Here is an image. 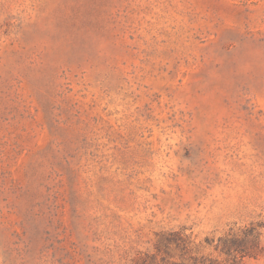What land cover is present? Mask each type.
<instances>
[{
    "label": "rangeland",
    "instance_id": "374dc122",
    "mask_svg": "<svg viewBox=\"0 0 264 264\" xmlns=\"http://www.w3.org/2000/svg\"><path fill=\"white\" fill-rule=\"evenodd\" d=\"M171 230L264 264V0H0V264Z\"/></svg>",
    "mask_w": 264,
    "mask_h": 264
},
{
    "label": "trees",
    "instance_id": "16d2710c",
    "mask_svg": "<svg viewBox=\"0 0 264 264\" xmlns=\"http://www.w3.org/2000/svg\"><path fill=\"white\" fill-rule=\"evenodd\" d=\"M157 237L155 252L139 259L138 264H241L242 257L249 253L242 244V235L233 232L220 237L215 245L220 259L198 255L197 249L189 248V237L183 231H166ZM205 242L209 244L207 238Z\"/></svg>",
    "mask_w": 264,
    "mask_h": 264
}]
</instances>
